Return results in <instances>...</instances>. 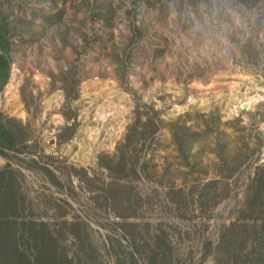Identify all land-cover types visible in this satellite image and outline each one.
Instances as JSON below:
<instances>
[{
  "label": "rangeland",
  "instance_id": "obj_1",
  "mask_svg": "<svg viewBox=\"0 0 264 264\" xmlns=\"http://www.w3.org/2000/svg\"><path fill=\"white\" fill-rule=\"evenodd\" d=\"M0 21L11 217L60 263L215 264L264 162V0H0ZM135 101L154 136L127 139Z\"/></svg>",
  "mask_w": 264,
  "mask_h": 264
},
{
  "label": "trees",
  "instance_id": "obj_2",
  "mask_svg": "<svg viewBox=\"0 0 264 264\" xmlns=\"http://www.w3.org/2000/svg\"><path fill=\"white\" fill-rule=\"evenodd\" d=\"M9 72V40L6 35V26L3 21H0L1 86L6 83ZM135 110L137 112L136 120L128 125L127 139H131L137 134V128L140 130L138 132L139 140L146 138L145 134L147 135L149 132L148 135L154 136L159 129V121L152 115L141 121V111L136 101ZM64 117L67 119L66 115ZM2 118L0 114V154L7 155V150H20L19 146L23 139L9 127L10 119L2 120ZM174 124L175 122L170 125V131L180 143L189 128L183 123L173 126ZM190 134H192V139L199 136L197 131L190 132ZM238 167L239 164H236L234 169L231 168L230 174ZM5 173L6 168L0 170L1 176ZM52 175L54 176V174ZM2 180L3 178L0 179V264H67L66 260L60 263L59 252L53 243L55 239L49 231L47 233L48 227L46 228L45 224L43 227L46 229V233L38 229L39 232L32 221L19 223L11 217L14 216L12 212H17L18 206L14 201L16 197L12 195V199L10 198L8 186ZM244 198L245 205L240 210L242 219L237 218L222 231L219 244H217L215 264H264V162L254 167L253 175L246 184ZM30 242H33L34 248L30 247ZM26 244L27 246H24ZM158 256V250H153L152 255L149 256V263L158 264L159 260H165L163 254L162 257ZM64 257L67 259L66 255ZM67 260L70 262L69 259ZM117 264L122 263L117 259Z\"/></svg>",
  "mask_w": 264,
  "mask_h": 264
}]
</instances>
